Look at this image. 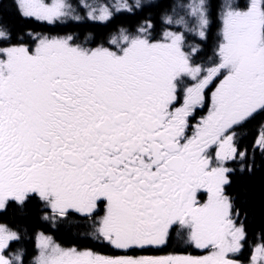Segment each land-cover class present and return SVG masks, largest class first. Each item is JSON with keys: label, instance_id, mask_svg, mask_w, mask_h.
<instances>
[{"label": "snow or ice", "instance_id": "snow-or-ice-1", "mask_svg": "<svg viewBox=\"0 0 264 264\" xmlns=\"http://www.w3.org/2000/svg\"><path fill=\"white\" fill-rule=\"evenodd\" d=\"M0 264H264V0H0Z\"/></svg>", "mask_w": 264, "mask_h": 264}]
</instances>
